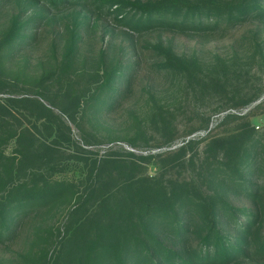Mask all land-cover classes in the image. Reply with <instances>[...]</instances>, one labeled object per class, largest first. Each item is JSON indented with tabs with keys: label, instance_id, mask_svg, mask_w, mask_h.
I'll use <instances>...</instances> for the list:
<instances>
[{
	"label": "rangeland",
	"instance_id": "1",
	"mask_svg": "<svg viewBox=\"0 0 264 264\" xmlns=\"http://www.w3.org/2000/svg\"><path fill=\"white\" fill-rule=\"evenodd\" d=\"M136 1L160 0H65L58 6L0 0V204L23 185L67 180L82 190L97 174L99 188L79 215L67 200L49 210L13 211L11 227L0 230V264H94L91 256L103 242L97 221L115 209L126 213L116 216L121 234H114L128 240L126 264H177L164 252L177 250L181 236L170 216L147 234L137 229L134 199L182 187L195 202L220 200L236 209L221 212V228L237 244L243 235L235 230L249 218L241 209L261 215L250 252L264 243V192L255 203L246 193L254 184L264 187V13L229 20V5L238 0H206L223 13H189L182 3L178 14L153 16L147 24L127 3ZM15 20L23 37L6 53L12 38L5 33ZM117 64L127 77L106 83L105 73ZM242 126L246 136L254 128L260 143L239 165L230 162L245 141ZM188 139L193 143L183 148ZM222 139L225 151L213 142ZM237 167L241 175L232 177ZM185 210L179 217L192 222L193 234L181 236L183 258L215 264L201 260L208 251L197 233H204L202 217L190 204ZM104 259L96 264H120L110 254ZM234 264H264V256Z\"/></svg>",
	"mask_w": 264,
	"mask_h": 264
},
{
	"label": "trees",
	"instance_id": "2",
	"mask_svg": "<svg viewBox=\"0 0 264 264\" xmlns=\"http://www.w3.org/2000/svg\"><path fill=\"white\" fill-rule=\"evenodd\" d=\"M49 4L52 6H58L65 0H48ZM108 1V0H105ZM111 1V0H109ZM183 0H160L157 2L151 1L150 3L143 2H127L134 9L139 11L141 14H144L147 17V24H150L153 16H159L164 13L178 14L180 10L186 4L189 13H195L201 9H215L219 12V14L223 13V9L221 6H217L218 4L212 1L206 0H197L196 2H182ZM183 3V4H182ZM259 10L261 13H264V5L256 4L253 0H238L234 4L229 5V20L233 18L240 17L241 15L253 11ZM142 20L136 22V26L141 24ZM15 20L13 22V27L10 28L6 33L5 37L12 38V42L10 46L7 48L6 53H11V51L15 48L19 40L23 37L21 36V27L16 23ZM19 44H24L20 41ZM172 52V51H171ZM170 63L173 65H180V60L178 58H172L169 56ZM127 77L126 70L122 69L121 65H115L110 71L106 72L104 78H108L106 83H110L112 78H124ZM248 127L250 124L248 123ZM245 126L241 127L239 130V135H242L245 138V141L242 142L241 149H239L235 154L234 158L230 163L236 162L239 165L242 164L243 161H248L251 159L253 154V149L257 148V143H260L259 140L255 139V130L254 128L250 129V134L245 135ZM215 145L219 150L225 151L227 139L215 140ZM193 143V140L188 139L183 142V148L189 146ZM232 143H229V146ZM4 156L2 150H0V165L4 160ZM241 175L240 167L233 168V176ZM91 175L88 179L87 184L84 189L79 190L77 184L73 181L67 180H54L52 182L45 183L43 185H35V186H18L12 190H10L7 194V198L4 202L0 204V230L2 228L9 229L14 221L13 211L17 210V214H27L30 212V209L33 207L40 206L43 210H49L54 207L57 202L67 200L70 202H74V208L72 212L74 215H79L78 213L82 212L87 204H89L92 200L97 196V192L99 190L96 187V177L97 174ZM187 189L182 187L179 192L175 194H171L170 192L161 191L160 195H155L150 192L138 193L134 200L138 202L137 204V212L135 214V218L138 222V228L147 234L151 233L150 229L155 225L157 221L163 219L162 217L168 218L170 216L171 223L174 228L178 229L177 234H185V239L187 237L190 238L189 234H193L192 222H183L179 216L187 215L186 207L190 204L196 210V214L202 217V230L204 234L201 236L202 243L207 246L208 251L204 256H201V260L207 262H213L215 264H230L236 263L248 255L251 256H264V243L262 245L254 246L255 251L250 252V248L253 247L251 245V236L254 234V227L259 223L260 216L258 213L253 212L249 209H241L244 213H248V221L242 226L236 228L235 234L243 235L241 238L240 244L233 242L228 236L226 232L223 233V229L221 228L223 219L221 217L222 211H229V205L224 201H213L212 203L207 204L206 202H195V199L190 195V193L186 192ZM247 194L250 196L252 203H255L257 199L260 198V193L264 192L260 191V188L254 184L251 188L246 190ZM158 196V197H157ZM106 196L101 202L106 201ZM236 209H231L229 212L233 213ZM118 210L115 209L111 211L108 216L109 218L103 220V218L99 219L96 224V233L100 235L101 241H103L100 245H98V250L93 253L91 258L93 259L94 264L102 262L105 255L110 254L113 256L120 264H126L127 262V238L124 236H114V234H121L119 230H117L116 216L120 215L121 217L126 214H118ZM190 218L188 220H192L194 216L192 214L190 216H186ZM222 222V223H221ZM83 221H79L77 226L80 229L83 225ZM219 223H221L219 225ZM77 228H74L76 230ZM181 229V231H179ZM106 235L108 237H106ZM180 238L174 243V247L178 246L177 250H173L168 248L165 250L166 258H171L176 256L178 258L179 263L177 264H192L193 260L191 258H183L181 253V244L184 242L183 238ZM123 239V240H122ZM156 239V238H155ZM139 241V240H138ZM141 245L146 246L144 242L140 241ZM137 244V242H135ZM213 249V253L210 251ZM212 253V254H211Z\"/></svg>",
	"mask_w": 264,
	"mask_h": 264
}]
</instances>
